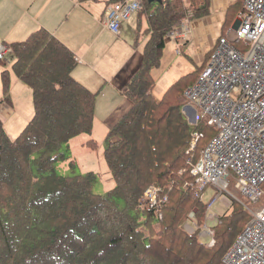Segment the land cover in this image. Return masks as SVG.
<instances>
[{"label":"trees","instance_id":"16d2710c","mask_svg":"<svg viewBox=\"0 0 264 264\" xmlns=\"http://www.w3.org/2000/svg\"><path fill=\"white\" fill-rule=\"evenodd\" d=\"M210 1L142 0L134 16L145 14L147 39L138 67L120 90L126 108L108 128L103 159L114 186L106 195L93 192L91 172H55L58 161H68L63 147L92 131L96 93L72 77L75 55L44 28L7 46L13 71L31 91L33 115L14 140L0 120V264H223L249 216L245 200L231 197L228 210L207 221L214 222L208 227L213 246L197 237L209 204L194 196L191 169L217 132L202 120L190 124L181 110L187 102L184 91L206 65L173 83L160 100L152 96V71L161 63L165 38L187 39L191 24L211 15ZM243 1L226 8L231 14L220 38ZM174 32L183 36L168 35ZM85 145L97 148L94 140ZM150 186L156 189L155 205L143 197ZM229 186L234 188V182ZM188 221L193 233L184 228Z\"/></svg>","mask_w":264,"mask_h":264},{"label":"built area","instance_id":"2783aa9c","mask_svg":"<svg viewBox=\"0 0 264 264\" xmlns=\"http://www.w3.org/2000/svg\"><path fill=\"white\" fill-rule=\"evenodd\" d=\"M142 8V0H122L105 9L102 23L113 34L120 32ZM237 27L221 37L208 63L195 84L187 88V101L182 114L196 123L202 120L216 130V135L200 153L191 175L196 178L195 197L207 188H214L211 205L222 196L230 201L233 190L245 200L249 221L239 233L223 264H264V204L258 205L264 192V0H244L237 16ZM186 27V24H183ZM169 36H183L180 32ZM243 41L244 52L234 47ZM10 49L0 44V61ZM156 189L150 186L144 199L157 203ZM214 216V215H213ZM208 217L214 221L216 216ZM192 218V215H191ZM200 237H208V247L214 244L213 234L206 224Z\"/></svg>","mask_w":264,"mask_h":264},{"label":"rangeland","instance_id":"374dc122","mask_svg":"<svg viewBox=\"0 0 264 264\" xmlns=\"http://www.w3.org/2000/svg\"><path fill=\"white\" fill-rule=\"evenodd\" d=\"M221 1L222 2L219 3L218 0H211V15L202 19L204 27L210 26L213 28V31L210 30L209 34L206 35V39L203 38V35H199L196 38L191 37V33L187 40L188 44L183 48L180 46H182L185 41L176 40L174 37H170L169 39L165 38L161 63L159 67L154 68L152 71L153 79L155 81L152 96L155 99L160 100L164 92L173 83L178 81L181 77L192 75L196 73L197 70L200 71L203 65L205 66L208 63L209 58L206 61L205 59L206 54L209 50H211L209 47L212 43L213 46L220 38L222 24L226 20L227 16L231 14V10L229 13L225 14L226 7L235 4L239 0ZM14 3L15 2H11V5ZM6 17L10 21V24L7 28H4L5 31H0V44L6 43L5 45L9 47L10 39L11 41H18L27 37V35L23 34L21 30L22 26L25 23H30L31 20L23 14L22 9L18 8L7 13ZM237 22L238 20L236 16L226 30V33L231 29L236 28ZM123 26L128 34V43L136 51H138L142 58L143 46L147 39V36L144 32L146 29L145 14H143L141 18L133 16L128 22L124 23ZM193 26L194 25L191 24L190 27L192 28ZM7 33L9 34L10 38L9 36H5ZM106 40L109 47H111L110 52L113 54L115 52V46H113L109 38ZM234 45L241 52H244L248 49L246 43L241 40L237 41L236 43L234 42ZM12 63L13 58L11 53H8L5 56L4 61L0 62V120L2 122L5 135L10 140H14L17 137V135L33 115L31 91L26 88L24 84L18 79L12 69ZM120 70L121 67L117 62H115V75H117ZM115 87L123 88L124 86L122 87L119 84H115ZM124 106L125 97L118 91H115L114 96H108L107 93H102L101 99H97L95 102L91 133L79 135L72 139L68 143L67 147H63L62 150L66 151L64 154L68 157V161H58L55 164V172L60 176L85 175L91 172L96 177V182L93 185V192L98 195H106L108 191L114 186L111 172L103 159V151L107 147L106 137L108 132V122L110 121L112 115L115 112L123 110ZM7 113L9 115H7ZM188 122L194 124V122L190 119ZM89 140H94L97 143V148H87L85 144ZM69 161L74 162V167L71 168L68 166ZM228 191H231L234 198H240V196L235 193L232 187L229 186ZM214 195L215 189L207 188L203 193L200 194L199 198L203 204L208 205L212 201ZM221 198L222 196H220L211 205L210 210H206L203 224H206L207 227H212L214 225V222H207L208 217L211 215L219 217L228 210V207L225 206ZM192 225V222L188 221V224H186L184 228L189 233H193L194 229ZM201 233L202 231L200 230L199 234L197 235L200 243L207 244L210 238L200 237L199 235ZM229 249L227 251H229Z\"/></svg>","mask_w":264,"mask_h":264},{"label":"crops","instance_id":"0c3cea01","mask_svg":"<svg viewBox=\"0 0 264 264\" xmlns=\"http://www.w3.org/2000/svg\"><path fill=\"white\" fill-rule=\"evenodd\" d=\"M11 2L15 3L11 5ZM114 3L115 0H0V31L10 24L6 17L7 13L17 8L22 9L23 14L31 20L30 23L22 26V33L28 37L37 29L44 28L73 52L78 64L72 72V77L91 93H96V102L97 99H101L102 93L114 96L115 91H118L122 95L120 92L122 88H116L115 84L123 87L141 61L138 51L128 43L124 24L118 36L113 35L102 25L105 8ZM192 24L194 26L190 27L189 33V35L192 33L191 37L203 35L206 39L210 30L213 31L210 26L204 27L202 20ZM189 35L184 41L188 40ZM107 38L115 46L113 54L110 52L111 47L107 43ZM25 39L18 41L10 39L9 42L12 44ZM212 44L209 48L213 47ZM115 62L121 67L117 75H115ZM123 110L112 115L108 128L113 118L120 115Z\"/></svg>","mask_w":264,"mask_h":264},{"label":"water","instance_id":"95a60500","mask_svg":"<svg viewBox=\"0 0 264 264\" xmlns=\"http://www.w3.org/2000/svg\"><path fill=\"white\" fill-rule=\"evenodd\" d=\"M148 2H157V3H161L162 2V0H148Z\"/></svg>","mask_w":264,"mask_h":264}]
</instances>
